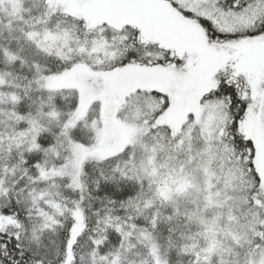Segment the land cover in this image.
I'll return each mask as SVG.
<instances>
[{
    "label": "snow or ice",
    "instance_id": "snow-or-ice-1",
    "mask_svg": "<svg viewBox=\"0 0 264 264\" xmlns=\"http://www.w3.org/2000/svg\"><path fill=\"white\" fill-rule=\"evenodd\" d=\"M0 264H264V0H0Z\"/></svg>",
    "mask_w": 264,
    "mask_h": 264
}]
</instances>
